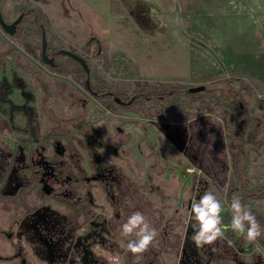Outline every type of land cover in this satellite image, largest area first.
I'll return each mask as SVG.
<instances>
[{
	"label": "rangeland",
	"instance_id": "obj_1",
	"mask_svg": "<svg viewBox=\"0 0 264 264\" xmlns=\"http://www.w3.org/2000/svg\"><path fill=\"white\" fill-rule=\"evenodd\" d=\"M0 10L22 17L14 34L0 25V264H264V234L229 229L213 252L189 218L210 187L223 202L264 189V0ZM245 205L264 217V199ZM136 211L157 237L133 255L121 226Z\"/></svg>",
	"mask_w": 264,
	"mask_h": 264
},
{
	"label": "clouds",
	"instance_id": "obj_2",
	"mask_svg": "<svg viewBox=\"0 0 264 264\" xmlns=\"http://www.w3.org/2000/svg\"><path fill=\"white\" fill-rule=\"evenodd\" d=\"M190 174L203 176V172L195 167L189 169ZM231 214L230 225L223 222L222 213ZM189 218L194 220L191 224L192 242L197 248L212 246L213 252L219 251L215 245L223 243L225 233L231 229L239 236H243L249 243H256L264 234L260 221L256 215L244 204L238 196H233L230 202H223L216 194L214 188H209L198 200H193L190 206ZM187 223V221H186ZM121 236L135 237L129 239L127 250L133 255L142 254L148 250L157 237V231L150 225L146 216L136 211L132 213L121 226ZM229 245L232 241H227ZM257 247L259 245L257 244Z\"/></svg>",
	"mask_w": 264,
	"mask_h": 264
},
{
	"label": "water",
	"instance_id": "obj_3",
	"mask_svg": "<svg viewBox=\"0 0 264 264\" xmlns=\"http://www.w3.org/2000/svg\"><path fill=\"white\" fill-rule=\"evenodd\" d=\"M22 20V17H20L19 19H17L15 22H13L12 24H7L2 16V13H1V10H0V25L2 26V28L8 32L9 34H14L15 30H16V27H17V24ZM46 51H47V40H46V33L43 32L42 33V58H43V61L49 65H52V66H55V63H54V59H49L48 55L46 54ZM61 54L63 55H66V56H69L71 58H73L74 60H76L82 67L83 69L89 73V66L86 62V60L71 52V51H68V50H61L60 51ZM87 87L90 91L91 90V87H90V83H87ZM199 89L198 88H191V89H188L187 90V93H194L196 91H198ZM112 94V93H110ZM116 102L118 103H121V104H124L122 102V100L120 98H115Z\"/></svg>",
	"mask_w": 264,
	"mask_h": 264
},
{
	"label": "trees",
	"instance_id": "obj_4",
	"mask_svg": "<svg viewBox=\"0 0 264 264\" xmlns=\"http://www.w3.org/2000/svg\"><path fill=\"white\" fill-rule=\"evenodd\" d=\"M138 90H142V88L138 87ZM155 95H162V94L161 93H158V94L155 93ZM138 100H139V97H135V98L131 99L128 102L129 103V106L135 107L136 102ZM248 198H250V199H257V200L264 199V189H262L261 191H258V192H249L247 199ZM247 199H244V201L242 203L246 204ZM230 201H231V197H230ZM254 214L256 215L257 219L260 221L261 226L264 227V217H262L260 214H258L256 212H254Z\"/></svg>",
	"mask_w": 264,
	"mask_h": 264
},
{
	"label": "flooded vegetation",
	"instance_id": "obj_5",
	"mask_svg": "<svg viewBox=\"0 0 264 264\" xmlns=\"http://www.w3.org/2000/svg\"><path fill=\"white\" fill-rule=\"evenodd\" d=\"M109 95L111 96V94H110V93H109ZM122 102H123L124 104H127V105H129V103H126V102H125V101H123V100H122Z\"/></svg>",
	"mask_w": 264,
	"mask_h": 264
}]
</instances>
